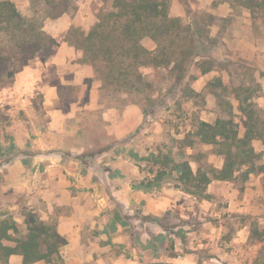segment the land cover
I'll use <instances>...</instances> for the list:
<instances>
[{"label": "rangeland", "instance_id": "1", "mask_svg": "<svg viewBox=\"0 0 264 264\" xmlns=\"http://www.w3.org/2000/svg\"><path fill=\"white\" fill-rule=\"evenodd\" d=\"M0 1L13 3L54 40L20 66L13 57L17 47L1 36L8 60L0 74V224L13 223L14 236L24 238L32 216L65 242L59 260L33 264H94L79 258L91 252V244H110V256L135 250L132 264H171L169 258L227 264L221 257L233 251L235 256L242 246L247 264H264V240H258L264 229L260 141L253 147L263 170L246 181L239 174L228 182L212 181L207 198L195 197L189 208L142 213L149 196L172 189L185 193L175 164L187 161L194 173L222 166L214 146L190 147L187 140L198 121L213 123L218 117L231 119L243 135L234 89L250 96L264 115V27L255 28L247 11L232 12L222 0H164L169 16L197 29L204 47L179 83L172 43L170 62L163 66L119 67L89 58L68 42L99 25L115 29L113 0ZM62 1L66 12L51 18L62 11ZM141 44L148 51L156 48L148 38ZM137 194L143 197L140 205L134 202ZM242 202L252 212L240 216L230 210L231 203ZM238 220L247 226L243 245L233 241ZM118 222L123 230L116 234ZM76 223L79 229H71ZM157 227L162 233L156 234ZM109 233L126 237V244L118 248L110 239L99 240ZM0 264H22V257L0 256Z\"/></svg>", "mask_w": 264, "mask_h": 264}, {"label": "trees", "instance_id": "2", "mask_svg": "<svg viewBox=\"0 0 264 264\" xmlns=\"http://www.w3.org/2000/svg\"><path fill=\"white\" fill-rule=\"evenodd\" d=\"M222 1L230 5L232 12L247 11L255 28L264 27V0ZM61 5L62 11L53 12L51 18L66 12L67 3L62 1ZM113 8L115 29L110 31L99 25L86 34H74V39H68V42L89 58L100 57L119 67L128 64L137 67L163 66L170 62L168 52L172 43L177 50H174L177 56L174 61V69L178 72L176 80L182 83L186 76L184 71L204 48L197 29L195 31L181 19L169 16L168 3L164 0H113ZM2 35H6L17 47V54L13 57L20 61V66L54 45V40L42 30L41 25L24 18L13 3L0 1V74L3 63L8 60ZM145 38L156 44L153 51H148L141 44ZM210 70L208 67L204 72ZM11 73L9 71L7 74L10 76ZM240 91V88L234 89L238 108L243 115L242 136L231 119L218 117L213 123L198 121L195 124L193 139L187 140L188 146L194 143L214 146L215 154L222 157L223 162L219 169L211 168L207 172L197 170L195 173L187 161L175 164L174 169L180 171L176 180L183 185L185 193L207 198L206 187L212 181L228 182L238 174L242 181H246L250 174L263 170L258 165L260 154L255 151L253 142L257 140L264 144V115L249 102L250 96L241 97ZM16 233L17 228L13 223L3 221L0 224L1 257L6 259L20 255L22 264L60 259V250L65 242L52 226L38 223L31 216L26 236L18 238L14 236ZM258 236L260 242L264 240V229Z\"/></svg>", "mask_w": 264, "mask_h": 264}, {"label": "crops", "instance_id": "3", "mask_svg": "<svg viewBox=\"0 0 264 264\" xmlns=\"http://www.w3.org/2000/svg\"><path fill=\"white\" fill-rule=\"evenodd\" d=\"M136 199H134L135 204L140 205V203L142 202V196L140 197L138 194L136 195ZM139 197V198H138ZM244 201L247 200V195L244 196ZM130 201V199H129ZM196 202L195 197H192L191 195L184 193L180 190H168V191H162L161 193H157V195L153 196H149L146 200V205L143 207V211L142 213L145 215H156V216H160L163 215L167 212V209L172 206H178L180 208L183 207H187L189 208L190 204H193ZM201 206V205H199ZM230 210H232L233 212H236L237 215H246L249 214L250 212H252L248 202H242V203H231L230 204ZM199 213H201L199 211ZM68 226V225H67ZM114 226L117 228V232H122L123 230V224L122 223H115ZM236 228H238L236 235L233 239V241L238 244V245H243L247 242L248 240V235L245 234L247 226H245L244 224H241V221L238 220L236 223ZM111 227V225H110ZM222 227V226H221ZM70 228H75V229H79V224L76 223L75 225H71ZM155 230H157L156 234L158 233H162L161 230L157 228H155ZM62 234L64 232H61ZM78 233V232H77ZM115 234V233H114ZM115 235H112L109 233V236H102L100 237L99 240L102 241H107L110 239L112 244H116L114 245L115 247L120 246H124V244H126V237H122L121 235L119 236L120 238L115 239L114 238ZM118 237V236H117ZM148 240H151L150 237H148ZM153 242V240H152ZM103 244L102 246H100L99 244H91L90 247L92 248L91 252H89L88 254L84 255L82 254L81 257H79L81 260H95L94 264H132V259H136L137 258V253L135 250H131L132 253H128V252H122L119 255H106L107 251L111 250V245L110 244ZM104 247H106V249H104ZM119 248V247H118ZM234 252V251H233ZM233 252L232 254H230L229 256H224L221 257L222 260H224V262H226V260H229V263L227 264H247L246 260L248 258V254H246V251L243 250L242 246H240V248L236 249V255L233 256ZM127 253L132 256L130 258H128L126 255ZM132 258V259H131ZM228 258V259H227ZM170 259V263L171 264H193L191 262L190 259L187 258H180V260L178 259ZM182 259V260H181ZM184 260V261H183ZM232 261H238V263H234ZM184 262V263H182ZM249 264V263H248Z\"/></svg>", "mask_w": 264, "mask_h": 264}]
</instances>
